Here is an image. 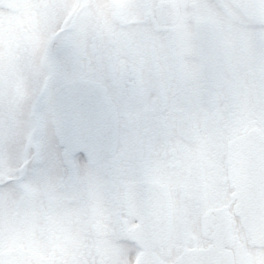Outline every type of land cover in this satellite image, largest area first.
<instances>
[{"label":"snow or ice","instance_id":"snow-or-ice-1","mask_svg":"<svg viewBox=\"0 0 264 264\" xmlns=\"http://www.w3.org/2000/svg\"><path fill=\"white\" fill-rule=\"evenodd\" d=\"M0 264H264V0H0Z\"/></svg>","mask_w":264,"mask_h":264}]
</instances>
